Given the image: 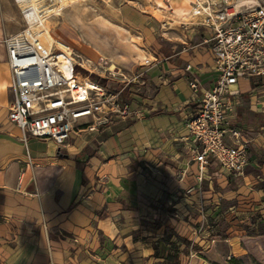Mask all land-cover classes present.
<instances>
[{
    "label": "crops",
    "instance_id": "0c3cea01",
    "mask_svg": "<svg viewBox=\"0 0 264 264\" xmlns=\"http://www.w3.org/2000/svg\"><path fill=\"white\" fill-rule=\"evenodd\" d=\"M189 27L170 50H132L120 62L151 56L131 68L121 94L140 115L75 131L60 147L40 139L47 150L34 155L7 117L13 95L0 39V264H229L242 254L244 237H221L212 223L243 203L257 209L251 223L264 213V78L240 80L231 98L227 126L247 141L244 174L210 160L199 183L188 78L205 89L217 72L201 44L206 30ZM263 237H248L247 249Z\"/></svg>",
    "mask_w": 264,
    "mask_h": 264
},
{
    "label": "built area",
    "instance_id": "2783aa9c",
    "mask_svg": "<svg viewBox=\"0 0 264 264\" xmlns=\"http://www.w3.org/2000/svg\"><path fill=\"white\" fill-rule=\"evenodd\" d=\"M190 6L196 20L192 25L207 32L201 44L212 53L217 72L216 80L205 89L197 77L188 78L195 111L186 126L196 145L197 179L202 181L210 160L227 174L242 176L248 164L247 141L238 128L227 125L238 82L264 78V0H191ZM27 14L22 13L25 26L4 37L13 95L7 117L19 128L23 142L36 138L60 147L75 131L95 132L114 116L140 115L138 110L131 112L121 98L129 82L126 76L119 74L120 86L113 89L83 87L77 78L79 63L74 57L59 60L61 51L42 42ZM199 93L202 97L195 98Z\"/></svg>",
    "mask_w": 264,
    "mask_h": 264
},
{
    "label": "rangeland",
    "instance_id": "374dc122",
    "mask_svg": "<svg viewBox=\"0 0 264 264\" xmlns=\"http://www.w3.org/2000/svg\"><path fill=\"white\" fill-rule=\"evenodd\" d=\"M42 2L58 8L44 20H47L55 40L60 45L68 46L72 52L71 56L79 63L78 75L89 77L91 85L94 81L111 89L118 86L119 74L127 77L131 68L151 59L150 55L141 56L139 60L129 56L128 62L122 66L120 62H123L125 55L128 56L132 50L144 51L142 48L153 49L159 45L170 50V44L179 45L185 40L190 31L189 26L196 21L190 13L185 14L187 11L185 8L190 10L191 6L184 5L183 0H66L65 5L58 3L57 0ZM22 13L24 12L17 0H0L2 45L5 36L25 26ZM129 41L137 49H132ZM59 44L53 46L57 48ZM84 59H91V62L82 63ZM112 63L117 73L110 71ZM81 69L86 70L87 74L85 75ZM215 75L216 73L212 74ZM108 77L116 79L113 81ZM3 110H6V107ZM27 143L31 155L47 150L46 142L43 140L28 138ZM246 204L243 203L238 209L231 210L224 218L215 219V223L212 224L216 222L219 224L215 231L219 232L221 237L232 235L235 241H240L241 236L244 237L243 243L238 244L242 248L240 250L242 254L237 252L231 257L232 260L231 258L227 260L229 264H264V239L249 243V250L245 244L248 237L264 232V213L257 215L259 218L255 223H251L256 215L253 212L257 209H251V206ZM206 260L208 263L216 264L211 259ZM196 262L206 264L202 260ZM220 264L225 263L221 260Z\"/></svg>",
    "mask_w": 264,
    "mask_h": 264
},
{
    "label": "bare ground",
    "instance_id": "6f19581e",
    "mask_svg": "<svg viewBox=\"0 0 264 264\" xmlns=\"http://www.w3.org/2000/svg\"><path fill=\"white\" fill-rule=\"evenodd\" d=\"M17 1H18L19 5L22 7V11L28 13L27 15L29 17V23H30L31 27L35 31L38 32L39 38L42 40V42L44 44H46L47 46H49V45L53 46V45L59 44L55 40L53 35L51 34L52 32H50V30H49L47 20H44V18L49 17L52 12H54V11L56 12L58 10V8L57 7L53 8V4L46 5L42 2V0H17ZM57 1H58V3H61L62 5L66 4V0H57ZM190 2H191L190 0H183L184 5H186ZM186 10H185L186 11L185 14L188 13V9H186ZM183 12H184V10H183ZM129 43H130V46H132V49L133 48L137 49V47L135 45H133L130 41H129ZM4 46H5V43H4ZM56 47L58 48V50L61 51V54L59 55V60L64 61V62H68L70 60L71 61L73 60V57L71 56L72 52L70 51L68 46H64V45L59 44ZM76 62H77V60H76ZM90 62H91V59H89V60L84 59L82 61V63H85V64L90 63ZM114 68H115V65L112 63L110 65L109 69H110V71L117 73L114 70ZM77 78L80 81V83L83 85V87H86L87 89L90 88V89H99L100 90L102 88V86L100 84H97L94 81H92V85H91L89 79L86 77H80L79 75H77Z\"/></svg>",
    "mask_w": 264,
    "mask_h": 264
},
{
    "label": "trees",
    "instance_id": "16d2710c",
    "mask_svg": "<svg viewBox=\"0 0 264 264\" xmlns=\"http://www.w3.org/2000/svg\"><path fill=\"white\" fill-rule=\"evenodd\" d=\"M80 68H78V66H77V71L79 70ZM83 72H84V74L86 75L87 74V72H86V70H84V69H81ZM92 75V74H91ZM260 234H264V232H259V233H257L256 235H260ZM233 258H231L230 260H232Z\"/></svg>",
    "mask_w": 264,
    "mask_h": 264
}]
</instances>
